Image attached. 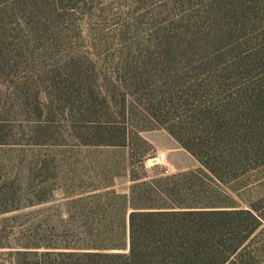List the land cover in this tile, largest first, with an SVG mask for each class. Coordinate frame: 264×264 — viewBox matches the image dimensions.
I'll return each instance as SVG.
<instances>
[{
    "label": "trees",
    "instance_id": "trees-1",
    "mask_svg": "<svg viewBox=\"0 0 264 264\" xmlns=\"http://www.w3.org/2000/svg\"><path fill=\"white\" fill-rule=\"evenodd\" d=\"M184 1L193 5L176 29L145 48L99 58L114 64L115 77L107 78L80 57L41 70L51 49L27 54L28 38L39 40L41 25L47 28L41 12L52 11L51 1L0 0V80L23 110L42 102L48 121L65 116L81 144L74 147L106 152L90 187L76 190L81 172L64 173L59 204L48 178L33 186L22 208L46 206L36 211L43 219L12 226L11 240L0 241L9 264H264V245L255 240L264 214L241 194L264 170V0ZM34 66L31 83L18 82ZM155 129L199 166L149 177L144 153L152 145L139 133ZM121 165L127 194L114 189L112 170ZM15 189L0 183V215L22 209Z\"/></svg>",
    "mask_w": 264,
    "mask_h": 264
},
{
    "label": "rangeland",
    "instance_id": "rangeland-1",
    "mask_svg": "<svg viewBox=\"0 0 264 264\" xmlns=\"http://www.w3.org/2000/svg\"><path fill=\"white\" fill-rule=\"evenodd\" d=\"M50 1L52 11L46 9L41 12L42 18L46 13L44 19L47 28L42 30L45 27L41 25L38 31L39 40L33 36L28 38L27 54L32 53L35 46L39 54L41 45H48L52 56L49 57L47 64L42 60L44 68L41 70L44 72L68 57H80L86 61L87 68L95 67V71L101 77L103 71L107 78L115 77L114 64L103 60L98 62L99 58L105 59L121 51H127L130 45L145 48L157 33L176 29L178 21L187 15L188 7L193 5L191 2L188 5L184 0ZM37 44H40L38 48ZM30 58L32 59V55ZM39 61L41 62V59ZM38 70L36 66L27 72L22 69L17 76L18 82L31 83L33 79L31 75ZM43 80L44 83L41 85L46 87L47 80ZM10 85L0 80V135L5 140L0 144V183L8 180L14 185L17 189L15 191L19 207L22 208L29 203L30 190L42 178L49 179L46 188L55 186L53 193L56 204L62 202L66 190V185L61 184L63 183L61 178L66 171H71L69 177L75 175L77 171L81 172L78 175L83 176L85 181H82L79 187L74 186L76 190L80 187H90L92 183L89 177L92 180L100 179L96 164L106 157V152L74 147L81 144L69 131L65 116L58 113L54 121H48L45 114L48 109L42 102L39 103L37 111L36 109L32 111L31 108L23 110L22 102L16 100ZM32 89L29 91H33ZM49 107L58 111L57 105L53 102L49 103ZM40 113L42 115L38 118L37 115ZM139 136L152 145V150L144 153L147 156L143 168L149 177L158 174L170 175L199 166L165 130H146L140 132ZM114 158L118 160L119 157ZM66 164H70V168H66ZM72 165L80 167L72 171ZM112 173L119 175L115 178L114 189L127 194L130 182L124 172V166L114 168ZM142 173L143 170H138V174ZM109 178L110 175H107V179ZM105 181L108 180L105 178ZM248 181L250 186L248 190L241 192L242 199L256 201L260 213L264 214V170L252 175ZM61 185L65 186V190L60 191ZM44 207L46 206L22 208L15 213L0 215V241L8 243L7 241L11 240V233L16 232H11L12 226H21L36 216L43 219L40 214L42 211H36ZM15 216H18L16 222L13 221ZM255 240L258 246L264 245V230ZM8 251L9 249H0V264H9L8 256L5 255Z\"/></svg>",
    "mask_w": 264,
    "mask_h": 264
}]
</instances>
